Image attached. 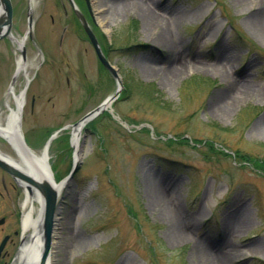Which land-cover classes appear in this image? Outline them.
Returning <instances> with one entry per match:
<instances>
[{
	"label": "rangeland",
	"instance_id": "374dc122",
	"mask_svg": "<svg viewBox=\"0 0 264 264\" xmlns=\"http://www.w3.org/2000/svg\"><path fill=\"white\" fill-rule=\"evenodd\" d=\"M78 1L91 10L90 0ZM94 1L104 17L103 28H95L122 90L79 131V163L61 194L53 264H202L197 240L215 256L222 252V264H264V36L251 25L263 0ZM116 2L123 4L118 10ZM46 59L30 69L22 130L40 151L57 127L68 126L48 148L50 168L62 179L75 152L70 125L111 94L115 81L100 70V87H81L83 69L92 80L88 48L66 52L71 90L64 76L54 89ZM14 62L0 44V105ZM233 82L247 90L219 111ZM56 91L61 95L30 112L31 92ZM161 193L167 207L154 200ZM238 219L244 223L234 227ZM178 220L189 239L174 238Z\"/></svg>",
	"mask_w": 264,
	"mask_h": 264
},
{
	"label": "flooded vegetation",
	"instance_id": "af4514ba",
	"mask_svg": "<svg viewBox=\"0 0 264 264\" xmlns=\"http://www.w3.org/2000/svg\"><path fill=\"white\" fill-rule=\"evenodd\" d=\"M21 1L9 0L11 8V18L10 24L7 25L5 6L2 0H0V27L3 31H8L7 34L0 39V44H7L13 51L15 56L14 71L7 85L9 91L6 92L5 96L3 97L4 101H2L1 103V105H3L1 106V108L3 109V111H9V107L7 106V104H11V106L17 110L15 126H19L25 143L31 149H33V144H31L29 136L22 130V107L26 106V97L28 94L27 91L29 88V83L34 76L33 74V76L30 77V69H32L33 65L29 69L28 76H26L25 71L21 67L22 64L28 66L29 62L34 63L37 58L41 59V62L43 64L45 60L47 61L46 58H48V64L52 73V77L54 79V89L58 88L62 76H64L66 88L71 90V72L69 71L71 67L68 64H65V67L62 66V63L66 58V52L74 50L87 51L88 48H91L95 58V62L92 68V80H89L88 73L83 69V81L82 83H80V85L84 90H86L85 84H89V87H100V70H102L106 74L109 73L96 58L93 44L85 33L84 27L77 13L75 12V7L77 8V10H79L86 24L92 31L104 56L108 60L109 58L106 55V48L101 42L100 35L96 31L95 26L97 25L94 18L92 17L91 10L88 12L84 8V5L80 3V1L73 0L75 7L70 4L69 0H55L53 4L48 5V7L46 5V0H43V2L41 3H38L39 0H24L23 7L20 6ZM51 6L54 7L56 11L51 8ZM36 7H39V17H36L35 15ZM86 8L89 9L87 5ZM50 10H54L56 14L52 11L49 12ZM43 14H46L47 16H43ZM21 25L23 27H21ZM54 26H59L57 28V33H55V30L53 29ZM38 27H41L43 30V34L40 38L37 35ZM71 31H74L75 34H72ZM70 36H72L73 39H71ZM74 38H80L81 42H75ZM29 46H31L35 50V54L33 56L28 55ZM44 51H48V53H44ZM17 57L21 58V66L19 62H17ZM64 68H66V70H64ZM21 82H24V85H26L24 86L22 91H18L19 87H21ZM12 89H14L13 94L10 92ZM59 94L61 95V92L58 91L49 93V95L47 96L41 92H31L29 95V101L27 103L30 112H35L37 103L38 105L45 106V102H43V100L49 101L53 96H57ZM44 95L45 97H43ZM21 96L24 101L17 104V97L21 101ZM63 127L64 126L57 127L56 130L60 129V131L57 132V135L54 138L61 137V131L68 128ZM10 139L11 137L8 138L0 133V159L40 183L42 182V178L46 179L51 188H53L57 192L58 190L56 186L62 179L56 178L51 168V177H49L48 175H41L40 177H37L26 171L24 168H22V166L18 165L16 163V160H20L22 158L27 163L29 161L31 164H34V156L32 155V157L26 158L24 155H22L19 147L16 148V145L12 144L11 141L14 142L15 140L11 139L10 141ZM1 141L6 143V145H4ZM37 151L36 153H39V150ZM44 191V188H39L35 184L30 183L27 180L13 175L8 169L0 166V264L15 263L17 261L18 251L20 247L24 244H26L27 246L31 245L38 235L41 238L42 249L44 238V219L46 216L44 211L46 201ZM35 195L38 196V200H35ZM58 195L59 194L57 193L56 201H54L53 212H51V214L49 215L50 220L52 218L50 234L52 233L54 223L56 222L55 215L57 213V206H59L58 203L60 200V196ZM49 196H53L51 195V191ZM31 204L37 205V214L35 216V224L33 225L25 224L24 222L26 211L31 206Z\"/></svg>",
	"mask_w": 264,
	"mask_h": 264
},
{
	"label": "bare ground",
	"instance_id": "6f19581e",
	"mask_svg": "<svg viewBox=\"0 0 264 264\" xmlns=\"http://www.w3.org/2000/svg\"><path fill=\"white\" fill-rule=\"evenodd\" d=\"M255 1V0H254ZM259 2H261L262 0H258ZM264 2V0H263ZM90 4H91V13H92V17L94 18L97 27L103 28L104 26V17L101 14V6L97 3H95L94 0H90ZM114 10H118L119 8H121L123 6V4L121 2H116L114 3ZM261 6V3H259L258 9L260 10V16L255 18V20H253L251 22L252 27L261 35L264 36V7ZM259 10L255 12V14L259 13ZM150 19V20H149ZM153 18L151 16L147 15V20H149V24L151 23V20ZM166 35L161 34L160 36H158L157 38L159 39V43L161 42V44H164V39H165ZM21 58L17 57V62H19V64L21 63ZM34 63L29 62L28 66L22 64H20V66L23 68V70L25 71V75L28 76L29 74V69L30 67L33 65ZM178 67H174L172 68L173 71L178 70ZM218 73L221 75L222 70L218 69ZM235 83V82H233ZM230 83L227 87V89L225 90V95L226 97L222 99V102L220 104L221 107H219V111H221L222 109H225L226 111L228 110V107L231 106V104L234 102L233 101V97H235V93H238L239 96L241 95L240 93L245 92L247 90V87L244 86L243 84H233ZM12 94L14 93V89H12L10 91ZM11 94V95H12ZM17 104L21 103V101L18 99L16 100ZM0 105V133L8 138L11 137V139H13L15 132L17 133V129L15 126L16 123V118H17V110L11 106V104H7V106L9 107V111H3V109L1 108ZM224 112V111H222ZM259 124L264 125V121L261 120L259 122ZM79 129H75L73 130V134L74 136L71 137V140L73 141V145L74 147L77 149L78 147V140H79V135H78ZM10 139V141H11ZM13 145L14 142L11 141ZM34 153V160L35 163L31 164L29 161L28 163L22 158L20 160H16V163L20 166H22V168H24L26 171H28L29 173L40 177L41 175H48L49 177H51V170H50V166H49V154L47 151H39V153H36V151H33ZM57 190L59 195L62 193H66L67 191V183L65 182H61L59 184H57ZM35 200H38V196L35 195ZM156 203L161 204L162 206H166L167 207V203H166V196L163 195L162 193L159 194V196L157 198L154 199ZM168 210V209H167ZM37 205L31 204V206L27 209L26 214H25V218H24V222L25 224H35V219H36V214H37ZM62 211V206L59 205L57 206V213L55 215V223H54V228L52 231V235H51V248H50V252L49 255L46 259V263L45 264H53V258H54V252H55V246L57 243V238H58V222L60 219V212ZM171 216L174 215L173 213L170 214ZM179 221V220H178ZM177 221V222H178ZM232 221L234 220H230V222L232 223ZM180 222V221H179ZM177 223L178 226L175 227L173 229V235L175 236L174 238L177 240H182V239H189V233L187 231V228L185 226V224L181 221L180 223ZM244 223V219H238L236 220L233 224L234 227H240L242 226ZM60 224V223H59ZM190 224V219L189 222L187 221V225ZM29 245V244H28ZM194 250L196 252V254L198 255V258L201 260L202 264H222L225 255H222V252L219 253L217 256H215L213 253V251L209 252V247L207 246V244L205 242H200L199 240H197V242L194 244ZM40 250H41V238L38 235L35 240L33 241V243L29 246H27L26 244L22 245L18 251V256H17V261L13 264H27L29 263V261L32 262H37V260L39 259L40 256Z\"/></svg>",
	"mask_w": 264,
	"mask_h": 264
},
{
	"label": "water",
	"instance_id": "95a60500",
	"mask_svg": "<svg viewBox=\"0 0 264 264\" xmlns=\"http://www.w3.org/2000/svg\"><path fill=\"white\" fill-rule=\"evenodd\" d=\"M4 6H5V10H6V24L9 25L10 24V18H11V8H10V3L9 0H2ZM77 12V10H76ZM77 14L79 15V13L77 12ZM79 18L82 20V23L86 33L88 34V36L90 37V39L92 40V43L95 45V50L97 53V56L99 58V60L101 61V63L111 72V74L114 76L116 83H117V87L114 91L113 94H111L110 96H108L104 101H102L100 103V105H98L96 108H94L93 110L87 112L85 115H83L77 122L76 124L79 125V127H81L82 125H84L85 123H87L92 117H94L98 112H100L101 110H103L106 106H108L115 98L118 97V95L120 94V91L122 89V81L121 78L118 74L117 68L112 66L104 57V55L102 54L100 48L97 46L96 41L94 36L92 35L90 29L87 27V25L85 24L82 16L79 15ZM8 31H3L0 27V39L7 34ZM20 122V121H19ZM74 124V125H76ZM74 127V126H73ZM17 129V133L15 132V135L13 137V139L15 140L14 142L16 143V145L19 147V149L21 150V153L26 157V158H30L32 157V154L29 150V148L27 147V145L25 144L23 138H22V134L20 131L19 126L16 127ZM57 132V131H56ZM56 132H54L49 139L46 142L45 148L48 147L50 140L55 136ZM79 158V157H78ZM76 157V159L73 162L72 168L69 172V174L61 181H67L68 179L71 178L72 174L74 173L75 169L78 166L79 163V159ZM0 166L8 169L13 175L19 176L25 180H27L30 183L35 184L37 187L39 188H44V192H45V219H44V238H43V247L40 253V257L39 260L37 262H31L29 264H45L46 262V258L48 256V253L50 251V228H51V220L49 218V215L51 214V212H53V206H54V201H56V194L57 192L51 188L50 184L48 183V181L44 178H42V182H38L36 180H34L33 178H30L28 175H26L25 173H23L22 171L14 168L13 166L7 164L6 162H4L3 160L0 159ZM51 191V195H53L52 197L49 196Z\"/></svg>",
	"mask_w": 264,
	"mask_h": 264
}]
</instances>
